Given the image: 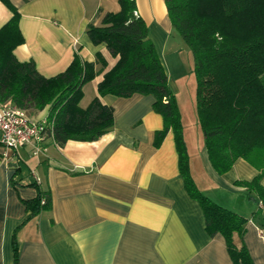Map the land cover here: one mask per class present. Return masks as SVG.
<instances>
[{"label":"crops","instance_id":"crops-1","mask_svg":"<svg viewBox=\"0 0 264 264\" xmlns=\"http://www.w3.org/2000/svg\"><path fill=\"white\" fill-rule=\"evenodd\" d=\"M10 2L19 12L23 36L13 52L19 60L32 59L42 75L63 71L75 52L86 61L101 52L108 66L115 62L103 42L91 41L87 26L100 24L105 12L119 10L118 0ZM135 3L168 86L178 94L177 81L184 74L172 66L189 51L164 0ZM11 15L0 0V26ZM100 77L97 73L83 85L82 106L97 94ZM192 92V114L185 123L181 119L190 174L201 193L247 217L243 234L234 232L233 242L244 245L254 263L264 264V213L235 183L251 180L258 170L242 157L223 173L214 169L194 117ZM100 99L112 106L113 125L95 140L69 139L58 145L48 136L36 153L33 143L9 150L6 162L0 144V264H232L223 236L207 233L201 206L185 188L173 130L158 146L153 143L155 131L163 127L152 107L153 95L105 94ZM46 114L47 107L34 115ZM35 178L49 190L51 205L31 214L24 200L36 196ZM260 184L264 186V175Z\"/></svg>","mask_w":264,"mask_h":264},{"label":"trees","instance_id":"trees-1","mask_svg":"<svg viewBox=\"0 0 264 264\" xmlns=\"http://www.w3.org/2000/svg\"><path fill=\"white\" fill-rule=\"evenodd\" d=\"M2 1L12 15L0 26V103L34 110L33 114L47 107L46 135L63 145L69 139L95 140L112 127L113 108L100 96L153 95L152 107L163 118L153 143L158 146L167 130H173L185 188L201 206L207 233L223 236L232 264H256L246 247H237L232 238L234 232L243 234L247 217L213 201L193 181L176 97L135 0H118L119 10L107 11L100 24L87 26L91 41L103 42L116 57L111 66L101 52H96L92 61L82 60L75 52L63 71L48 77L39 73L32 59L15 56L14 48L23 41L19 12L10 0ZM164 3L173 28L192 57L195 112L209 161L218 173L227 171L237 157L254 166L258 173L251 180L235 183L245 187L246 195L254 198L264 213V186L260 184L264 175V0ZM97 73H101L97 94L82 106V87ZM32 185L36 196L24 200L31 214L50 208L49 190L37 181Z\"/></svg>","mask_w":264,"mask_h":264},{"label":"built area","instance_id":"built-area-1","mask_svg":"<svg viewBox=\"0 0 264 264\" xmlns=\"http://www.w3.org/2000/svg\"><path fill=\"white\" fill-rule=\"evenodd\" d=\"M47 124L45 117L31 118L23 108L13 104L3 105L0 108V144L3 147V160L8 161L9 150H15L28 143L35 144L34 152H38V143L47 138ZM35 181L38 182V179L35 178Z\"/></svg>","mask_w":264,"mask_h":264},{"label":"rangeland","instance_id":"rangeland-1","mask_svg":"<svg viewBox=\"0 0 264 264\" xmlns=\"http://www.w3.org/2000/svg\"><path fill=\"white\" fill-rule=\"evenodd\" d=\"M181 57H182V60H180L179 63L178 62L175 63V66H172V67L173 69H175L174 71L176 72V74L178 73L184 74V78H182V80L180 79L177 81V86L180 88V92L178 94L176 93L174 94L176 97L178 109L180 111L181 119L184 120V123H185L188 119L187 116L188 115L191 116L192 111H193L191 107V99H189V97L191 95V91H193L192 93L194 94V98H195L196 79H195V75L192 69L193 63H192L191 55L188 56V55L183 54L181 55ZM172 61L173 60L170 61V64H172ZM27 113L31 118L36 117L33 114L34 110H29V112ZM195 116L196 115L194 114V117Z\"/></svg>","mask_w":264,"mask_h":264}]
</instances>
